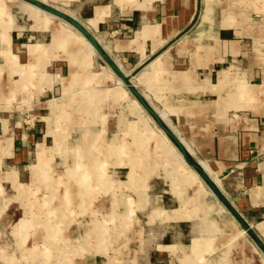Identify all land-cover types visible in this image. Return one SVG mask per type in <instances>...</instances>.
<instances>
[{
    "label": "crops",
    "instance_id": "obj_1",
    "mask_svg": "<svg viewBox=\"0 0 264 264\" xmlns=\"http://www.w3.org/2000/svg\"><path fill=\"white\" fill-rule=\"evenodd\" d=\"M22 1L30 5L25 6L33 21L29 30L35 34L31 37L43 39L42 33L60 23L53 17L62 18L76 35L88 41L93 52L89 57L77 54L69 61L53 58L63 49L44 52L34 59L49 62L47 77L51 78L44 85L34 86L33 66L22 68L20 56L24 53L32 59L29 46L44 47L51 42L53 30L49 42H30L26 27L13 14L12 8L18 7L15 0H0L10 17L9 42L3 43L0 35V201L15 188L28 192L27 167L37 161L36 150L45 141L38 128L51 125L47 114L37 129L26 135L20 118L23 108L19 102L15 106L8 103L9 97L54 92L63 96L75 88L81 91L108 82L115 85L110 92L114 101L135 96L133 107L140 108L141 104L152 119L161 121L172 137L161 130L175 141L181 154L178 143L183 147L189 163H193L192 158L196 160L193 164L198 170L185 162L212 191L219 212L224 207L235 219L233 227L244 238L226 262L264 264V227L260 228L264 225V0H36L43 9L29 0ZM56 1L66 8L47 3ZM46 8L81 24L96 46ZM43 12L49 15L41 17ZM48 19L51 22L43 27ZM5 66L13 74L12 81L5 78ZM28 80L31 84L26 88ZM38 109L41 111L36 112L42 114L44 108ZM141 116L148 119L144 113ZM154 176L150 190L155 189L156 179L163 180L159 174ZM166 182H160L153 216L144 226L151 233L153 226L162 229L160 240L149 248L142 246L127 264H225L222 248L213 250L222 246V240L190 238L199 229L195 220L198 213L195 207L186 209L183 194L170 188L169 192ZM7 197L3 203L11 201ZM72 199L70 193V205ZM178 214L188 218H177ZM5 217L0 213V226L8 225ZM195 239L205 245L199 255L193 250ZM206 247L213 253L202 254ZM250 249L256 252L244 260L240 253L248 256ZM95 257L77 264L103 263Z\"/></svg>",
    "mask_w": 264,
    "mask_h": 264
},
{
    "label": "rangeland",
    "instance_id": "obj_2",
    "mask_svg": "<svg viewBox=\"0 0 264 264\" xmlns=\"http://www.w3.org/2000/svg\"><path fill=\"white\" fill-rule=\"evenodd\" d=\"M47 3L66 8L57 1ZM15 5L18 7L12 8L13 14L26 27L25 34L30 42H49L53 30L52 42L56 34L54 30H62L60 33L63 35L61 39L64 47L62 44L54 48L44 46L45 53L48 50L65 49L53 58H65L68 61L74 60V56L80 53L85 57L92 54L90 52L93 49L83 50L77 39L80 35H76L62 18L53 17L54 21L60 23H55L54 29L49 27L48 31L42 33L43 39L31 37L35 33L29 30L33 22L29 20L25 6L29 4L15 0ZM41 14V17L49 15L45 12ZM66 34L69 38H66ZM44 52L36 58L44 56ZM32 59L23 53L19 60L24 69L33 66L32 76L35 78L32 84L44 85L51 78L47 77L50 73L49 62ZM4 68L7 82L12 81L13 74L9 67ZM28 84L26 88L30 86V80ZM114 87L111 83L99 82L83 87L81 91L72 89L63 96L54 92L45 96L27 94L17 99L9 97L8 103L14 105L19 102L23 108L20 118L25 125L26 135L37 129L47 114L51 125L38 128L41 135L45 136V141L36 150L37 161L30 162L27 167L28 192H19L16 188L11 190L6 194L7 198H11L9 203H3L6 196L2 195L0 213L6 216L8 225L0 226V264H77L96 255L101 258L102 264L129 263L142 246L149 248L160 240L162 229L153 226L155 231L151 233L144 226L153 216L154 196L160 194L157 191L163 180L167 181V190L170 188L173 193L183 194L182 202L186 209L195 207L198 213L195 220L199 229L193 231L190 238L222 240V246L213 250L217 252V248H222L220 252L225 264L229 263L226 260L242 240L239 236L234 237L237 233L236 229L233 230L235 219L224 207L219 212L212 191L202 179L200 184L193 185L183 176L179 178L176 173H170L172 167L164 155L160 140H169L182 156L175 141L164 134L157 120L152 119L141 104V109L132 106L131 100L136 101L135 96L114 101L110 97ZM137 90L143 92L142 87ZM38 107L44 108L42 114L36 112L41 111L37 110ZM140 113H144L148 119L140 118ZM42 123L46 125V122ZM192 162L196 160L192 158ZM130 164L139 165L134 176L130 174ZM156 174L163 180L156 179L155 189L150 190L149 184ZM70 193L73 194L71 205ZM177 218L185 219L188 216L178 214ZM203 226L210 228L205 231ZM239 230L242 231L240 227ZM100 232L104 234L98 236ZM193 246L197 255L205 247L201 239H195ZM213 250L206 247L202 254H212ZM240 255L248 261L251 252L248 256L245 253Z\"/></svg>",
    "mask_w": 264,
    "mask_h": 264
},
{
    "label": "bare ground",
    "instance_id": "obj_3",
    "mask_svg": "<svg viewBox=\"0 0 264 264\" xmlns=\"http://www.w3.org/2000/svg\"><path fill=\"white\" fill-rule=\"evenodd\" d=\"M8 1V0H7ZM30 6V5H29ZM32 7V6H31ZM35 8V7H34ZM37 8V7H36ZM6 8H4V6L1 4L0 2V25H1V31H0V34H1V37H2V41L3 43H8L9 40H10V17H9V13L8 15H6L5 13V10ZM9 12V11H8ZM12 15V14H11ZM34 18L36 19V21H39L38 20V16L36 17L34 15ZM3 22V23H2ZM5 22V23H4ZM50 19L46 20L43 22V27H47L50 23ZM34 24V23H33ZM66 29V28H65ZM64 30V28H63ZM56 32V34L54 35V39L53 41L48 44V45H44V46H48L50 48H54L56 47L57 45H60L62 44V39H63V35H61L60 32H62V30L59 28V29H56L54 30ZM70 35V33H68ZM66 34V35H68ZM65 35V36H66ZM69 35L66 36V38L68 37L69 38ZM62 36V37H61ZM75 36V35H73ZM62 38V39H61ZM74 38V37H73ZM71 39V38H70ZM78 39V42L80 43V45L82 46L83 50H87V51H92V48H91V45L88 43V41L82 36H78L77 37ZM76 39V40H77ZM68 40V39H66ZM64 43V42H63ZM66 43V42H65ZM69 44V43H68ZM67 44V45H68ZM63 45V44H62ZM66 45V44H65ZM66 45V46H67ZM61 47V46H59ZM64 47V45H63ZM44 47L43 46H39V45H30L29 48H28V51H29V54L32 58H36L38 55L42 54L44 51ZM65 50V49H64ZM92 53V52H90ZM89 53V54H90ZM26 70V69H25ZM85 100V99H84ZM89 100V99H88ZM52 102V101H51ZM88 102V101H87ZM90 102V101H89ZM92 102V101H91ZM51 105V104H50ZM92 105V104H91ZM88 106V105H87ZM90 106V105H89ZM78 108V107H77ZM53 109V108H52ZM92 115V114H91ZM96 123V122H95ZM92 124V123H91ZM97 124V123H96ZM160 145H161V148L164 152V155L167 156L168 158V163L169 165H171L172 169L169 170L171 174H174L176 173V176H178L179 178H181L183 176V179H185L187 182L189 183H192L193 185H197V184H200V178L198 176V174L193 171V169L191 170L183 156L179 155L176 150H175V147L171 145L170 141L167 140V139H161L160 140ZM78 149V148H77ZM206 168V165L203 164ZM139 165L137 164V166H135V164H130V174L134 176L136 170H137V167ZM207 170V169H206ZM169 171L167 173H169ZM209 171V170H208ZM75 172V171H73ZM75 175V174H74ZM170 176V175H168ZM167 176V177H168ZM169 178V177H168ZM180 180V179H179ZM177 181V180H176ZM171 182V181H170ZM181 182V181H180ZM171 184V183H170ZM175 184V183H174ZM178 216V215H177ZM181 217V216H180ZM264 227V225H260V228L262 229ZM236 227H234L233 230H235ZM237 232V231H236ZM104 233L100 232L98 236H101L103 235ZM238 236L243 239V234L241 232H237ZM242 234V235H241ZM55 236V234H54ZM250 252L251 254H253V252H256L254 251L253 249H250Z\"/></svg>",
    "mask_w": 264,
    "mask_h": 264
},
{
    "label": "water",
    "instance_id": "obj_4",
    "mask_svg": "<svg viewBox=\"0 0 264 264\" xmlns=\"http://www.w3.org/2000/svg\"><path fill=\"white\" fill-rule=\"evenodd\" d=\"M29 1H31V2L34 3V4H36L39 8H42V9H43V6H42L39 2H37L36 0H29ZM46 10H48V12H50L51 14H55L56 16L63 17L64 19H66V20H67V21H68L73 27H75L79 32H82L83 35L86 36V37L89 39L90 43H91L93 46H96V42H95L94 38L91 36V34H90L88 31H86V29H85L81 24L77 23L75 20H73V19L67 17L66 15H64V14H62V13L60 14V13H58V12H54L53 10L48 9V8H46ZM157 120H158V122L160 123V126H161L162 130H163L168 136L172 137V135H171V133L168 131V129H167L165 126L162 125L161 121H160L159 119H157ZM178 145H179V147H180V149H181V151H182V156H184L185 161H186L191 167H194L195 169L198 170V169H199L198 165L193 164V163L190 164V163H189V160H188V156L185 154V151L183 150V147H182L179 143H178ZM242 226H244L245 229H248V228H249L248 226H245L243 223H242ZM251 233L253 234L254 237H256V235L253 233V231H251Z\"/></svg>",
    "mask_w": 264,
    "mask_h": 264
}]
</instances>
